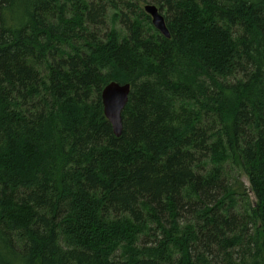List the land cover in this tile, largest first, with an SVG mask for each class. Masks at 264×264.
Segmentation results:
<instances>
[{"label": "trees", "instance_id": "16d2710c", "mask_svg": "<svg viewBox=\"0 0 264 264\" xmlns=\"http://www.w3.org/2000/svg\"><path fill=\"white\" fill-rule=\"evenodd\" d=\"M0 264H264V0H0Z\"/></svg>", "mask_w": 264, "mask_h": 264}, {"label": "water", "instance_id": "95a60500", "mask_svg": "<svg viewBox=\"0 0 264 264\" xmlns=\"http://www.w3.org/2000/svg\"><path fill=\"white\" fill-rule=\"evenodd\" d=\"M145 12L151 17L152 24L166 38H170V32L164 16L156 6L147 5ZM131 85H120L116 82L109 84L102 92L104 113L113 127L117 138L122 136L123 118L122 114L129 102Z\"/></svg>", "mask_w": 264, "mask_h": 264}, {"label": "rangeland", "instance_id": "374dc122", "mask_svg": "<svg viewBox=\"0 0 264 264\" xmlns=\"http://www.w3.org/2000/svg\"><path fill=\"white\" fill-rule=\"evenodd\" d=\"M240 180H241L242 183L245 184L246 187L250 186L249 181H248V179L245 176L240 177Z\"/></svg>", "mask_w": 264, "mask_h": 264}, {"label": "bare ground", "instance_id": "6f19581e", "mask_svg": "<svg viewBox=\"0 0 264 264\" xmlns=\"http://www.w3.org/2000/svg\"><path fill=\"white\" fill-rule=\"evenodd\" d=\"M152 20V19H151ZM153 25V24H152ZM154 27V26H153ZM155 28V27H154ZM159 32V31H158ZM160 33V32H159ZM161 34V33H160Z\"/></svg>", "mask_w": 264, "mask_h": 264}]
</instances>
